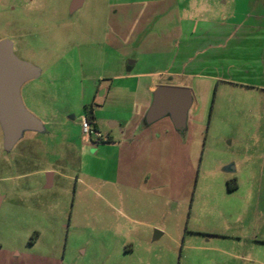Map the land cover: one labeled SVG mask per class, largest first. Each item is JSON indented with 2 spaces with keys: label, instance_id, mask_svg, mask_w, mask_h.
<instances>
[{
  "label": "rangeland",
  "instance_id": "obj_1",
  "mask_svg": "<svg viewBox=\"0 0 264 264\" xmlns=\"http://www.w3.org/2000/svg\"><path fill=\"white\" fill-rule=\"evenodd\" d=\"M72 2L0 0V41L40 69L21 94L44 125L10 150L0 126V264H264V89L160 74L178 37L162 0ZM171 3L264 15V0ZM141 72L194 93L187 135L131 130L144 93L118 76Z\"/></svg>",
  "mask_w": 264,
  "mask_h": 264
},
{
  "label": "crops",
  "instance_id": "obj_2",
  "mask_svg": "<svg viewBox=\"0 0 264 264\" xmlns=\"http://www.w3.org/2000/svg\"><path fill=\"white\" fill-rule=\"evenodd\" d=\"M85 1L81 0V6ZM171 1L162 0L165 6L162 17L167 22L170 16L178 13V37L160 74L171 77H190L193 81H206L212 84L224 82L236 86L251 85L264 89V15L261 16L260 12L247 14L240 21L233 14L231 16L222 14L219 18L206 20L191 19L180 16L179 8L175 7ZM223 60L224 64L228 62L227 70L224 66H220ZM136 63V60L132 62L133 65ZM150 75L141 72L118 76L124 79H135L136 89L144 93L143 100L138 105L137 101L133 106V119L128 122L133 123L131 130L142 129L147 125L145 115L152 103L153 93L157 87L164 86L150 79ZM144 77H146L145 83L142 81ZM194 96L193 93V104L187 117V130L184 132L186 135L189 131L190 114L195 104ZM161 120L169 121L174 129L169 117Z\"/></svg>",
  "mask_w": 264,
  "mask_h": 264
},
{
  "label": "water",
  "instance_id": "obj_3",
  "mask_svg": "<svg viewBox=\"0 0 264 264\" xmlns=\"http://www.w3.org/2000/svg\"><path fill=\"white\" fill-rule=\"evenodd\" d=\"M81 5V0H73L71 10ZM40 74L39 68L15 55L11 41H0V126L7 150L17 144L25 131H44L43 123L26 108L21 94L22 86ZM192 104L193 93L190 89L159 86L153 93L145 123L152 125L169 117L176 131L186 132Z\"/></svg>",
  "mask_w": 264,
  "mask_h": 264
},
{
  "label": "built area",
  "instance_id": "obj_4",
  "mask_svg": "<svg viewBox=\"0 0 264 264\" xmlns=\"http://www.w3.org/2000/svg\"><path fill=\"white\" fill-rule=\"evenodd\" d=\"M82 126H83V132L85 134H88V135H92L93 134V131L91 129V122H89L88 120H83L82 122ZM96 135L100 138V134L98 132H96Z\"/></svg>",
  "mask_w": 264,
  "mask_h": 264
},
{
  "label": "trees",
  "instance_id": "obj_5",
  "mask_svg": "<svg viewBox=\"0 0 264 264\" xmlns=\"http://www.w3.org/2000/svg\"><path fill=\"white\" fill-rule=\"evenodd\" d=\"M86 120H88L91 123H94V121L90 118V116H87ZM110 139L108 138L107 141H109Z\"/></svg>",
  "mask_w": 264,
  "mask_h": 264
},
{
  "label": "flooded vegetation",
  "instance_id": "obj_6",
  "mask_svg": "<svg viewBox=\"0 0 264 264\" xmlns=\"http://www.w3.org/2000/svg\"><path fill=\"white\" fill-rule=\"evenodd\" d=\"M7 40V39H6ZM10 41V40H9ZM13 43V42H12ZM13 51H14V47H13ZM15 53V52H14Z\"/></svg>",
  "mask_w": 264,
  "mask_h": 264
}]
</instances>
